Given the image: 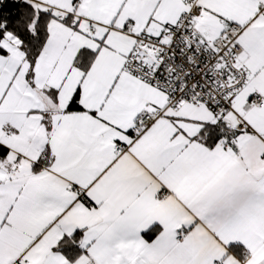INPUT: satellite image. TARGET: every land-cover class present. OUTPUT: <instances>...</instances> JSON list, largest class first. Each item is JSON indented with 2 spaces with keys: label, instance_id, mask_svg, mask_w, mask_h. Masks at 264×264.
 Instances as JSON below:
<instances>
[{
  "label": "snow or ice",
  "instance_id": "snow-or-ice-1",
  "mask_svg": "<svg viewBox=\"0 0 264 264\" xmlns=\"http://www.w3.org/2000/svg\"><path fill=\"white\" fill-rule=\"evenodd\" d=\"M0 264H264V0H0Z\"/></svg>",
  "mask_w": 264,
  "mask_h": 264
}]
</instances>
